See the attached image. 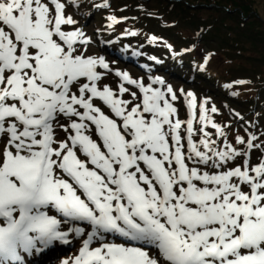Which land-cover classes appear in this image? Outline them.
Here are the masks:
<instances>
[{
  "label": "snow or ice",
  "instance_id": "obj_1",
  "mask_svg": "<svg viewBox=\"0 0 264 264\" xmlns=\"http://www.w3.org/2000/svg\"><path fill=\"white\" fill-rule=\"evenodd\" d=\"M74 3L0 0V261L71 237L63 264H264V142L191 92L181 119L160 78L107 83Z\"/></svg>",
  "mask_w": 264,
  "mask_h": 264
},
{
  "label": "trees",
  "instance_id": "obj_2",
  "mask_svg": "<svg viewBox=\"0 0 264 264\" xmlns=\"http://www.w3.org/2000/svg\"><path fill=\"white\" fill-rule=\"evenodd\" d=\"M255 1L176 0L170 3L164 0L168 3V8L172 5L175 8L173 11L177 10L176 15L181 16L180 27L189 29L191 37L201 33V39L207 45L212 43L216 46L221 61L215 56L206 62V68L199 62L196 70L203 79L209 78L208 80L220 89H224L222 85L226 84V91L234 92L235 96L231 101L233 105L239 102L253 105L256 103L254 99L258 91L264 92V5L257 6L259 2ZM191 55L193 54H187ZM235 61L240 63L236 64ZM176 62L183 66L187 62L194 63V59L178 54ZM230 64L235 65L236 70L247 69L254 80H247L242 86H232L229 73L231 67L227 66ZM253 82L257 83L251 86ZM250 87L257 89L251 92ZM248 94L250 96H247ZM259 103L261 108L255 110V116L261 125L264 124V97Z\"/></svg>",
  "mask_w": 264,
  "mask_h": 264
},
{
  "label": "rangeland",
  "instance_id": "obj_3",
  "mask_svg": "<svg viewBox=\"0 0 264 264\" xmlns=\"http://www.w3.org/2000/svg\"><path fill=\"white\" fill-rule=\"evenodd\" d=\"M111 1L112 0H85V1L84 0H75L74 6L69 7L67 9L68 14L72 15L74 17V19L77 21V26L80 27L85 32V34L91 38L90 46H86V47L89 48V54H91V55H100V53H102L103 48L105 46L104 44H107V43H108V45L117 44L116 43L117 42V38H115V37L111 38L108 35V34H110V33H108L109 31L106 30V32H105V30L102 28V25L105 24V21L101 20L102 18H99V16L103 15L102 14L103 7H105V8L108 7L107 5ZM255 2H257V0ZM258 2L259 3H258L257 6H259V4H260V7H263L264 0H258ZM158 3H160V0L159 1L158 0H148L147 1V6H148L147 8L148 9L146 10V15L148 16V18H152L153 21L157 20L159 17H162L163 19H168L170 21H175V20H179L180 19L178 16H171L170 15V14H175V11H173V12L165 11L163 9V5H159ZM160 4H162V3H160ZM92 6L94 8H92ZM130 6L131 7H135V6H141V5H132V4H130ZM128 11H130V10H128ZM159 12H162L164 14V16L162 14H160ZM130 13L138 14V13H135V12H132V11H130ZM121 19L123 21L122 22L123 27L114 25V26L119 27V28L122 27L118 31H122L123 28H124V29L128 30L129 32H132L131 23H134V19L132 17H129V16H122ZM153 21H151V22L149 21L148 22V23H150V28H152L154 31H158L160 28H158V25L156 23H154ZM106 24H108V21H106ZM110 24L113 25L112 23H110ZM154 31H152L151 35H153V37L158 39V36L156 35V33ZM137 32L139 34H141L143 32L147 34V29L138 30ZM116 35H118V34H116ZM135 35H137V33H135ZM135 35H132V36H135ZM151 43H152V40H151ZM159 43H157V42H155L153 40V46H151V49L153 50V52L157 56H161L160 54L163 53L164 50H166V46L164 47V44H162L160 41H159ZM168 56L170 58L173 57L170 54ZM168 56H166V54H165L166 58H168ZM105 57L107 58L108 62L110 63V67L115 69V71H112L109 74L108 80L106 81L107 83H109L113 87H115L120 82L119 78L117 76L116 77L114 76V74L117 71H128L130 76H132L133 78H136V79H138L139 75H144V77H146V78L143 79V81H145L146 83L150 82L151 78H147L146 73L143 72V71H140L138 69V67H135V66H133V65H131L129 63L128 64L121 63L119 61V59L114 57V55H112L110 52L108 54H105ZM217 57L220 58L219 55H217ZM235 63L239 64L240 62H236L235 61ZM192 64H193V62L192 63H190V62L184 63L183 66L179 64V66L181 67V71L183 72V75L185 77L190 76L191 75L190 72L199 73V72H197L196 69L192 70L190 68ZM227 66L231 67V69H229L230 77L246 76V75L250 74L247 69L236 70L235 69V65H231L230 64V65H227ZM167 69L168 68H166L165 71H167ZM156 71H158V70H156ZM158 72H159V74H157V75H155V72H154V79L160 78V79L165 81V84L170 85L171 87H173L174 91L177 92V95L179 97L178 101L176 102V105L182 107L183 98L186 97V94H185V90L181 91L180 84H179L180 82L177 83L176 79L168 77V75H166V74H161V71H158ZM166 78H167V80H166ZM200 78L203 79V76L200 75ZM154 79H152V80H154ZM152 80H151V82H152ZM190 83H192V82H190ZM205 83H207V82H205ZM132 87H133V90H136L134 88V86H132ZM218 104H219V102L214 101L212 106H215L218 110H222V108L220 106H218ZM210 105H211V103H210ZM212 106H210V107H212ZM239 112L242 113V111H239ZM179 116H180V113H179ZM235 117H231V115L229 114L227 117H222V118L216 117L215 120H216L217 123L221 124L222 126H227V124L228 125H232V121H233V119ZM180 118H181V116H180ZM239 121H240V125H242L241 124L242 120H239ZM247 127H249V126H247ZM244 128H245L244 126H241V130H243ZM208 130L212 131L214 133L213 129L209 128ZM226 131H227V127H226ZM243 134H244V136L246 138L250 137V135L247 132H244ZM228 136H229L230 140L234 141L236 135H234V134L229 135L228 134ZM241 136H243V135H241ZM259 153L261 154V152H259ZM260 158H261V156H257V153H252L251 154L252 163H256L257 161L259 162ZM55 251L56 250H53L48 255V257L52 259L53 256L56 255ZM52 261H54V259Z\"/></svg>",
  "mask_w": 264,
  "mask_h": 264
},
{
  "label": "bare ground",
  "instance_id": "obj_4",
  "mask_svg": "<svg viewBox=\"0 0 264 264\" xmlns=\"http://www.w3.org/2000/svg\"><path fill=\"white\" fill-rule=\"evenodd\" d=\"M63 261H64V260L60 261L59 264H63Z\"/></svg>",
  "mask_w": 264,
  "mask_h": 264
}]
</instances>
